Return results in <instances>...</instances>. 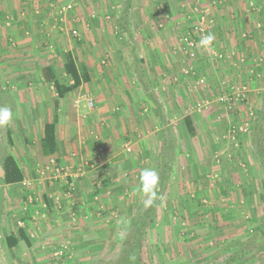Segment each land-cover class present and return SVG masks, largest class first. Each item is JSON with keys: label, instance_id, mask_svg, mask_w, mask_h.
<instances>
[{"label": "crops", "instance_id": "crops-1", "mask_svg": "<svg viewBox=\"0 0 264 264\" xmlns=\"http://www.w3.org/2000/svg\"><path fill=\"white\" fill-rule=\"evenodd\" d=\"M68 1L70 0L60 2L64 4ZM159 1L129 0L130 33L121 31L118 27L122 8L128 0L95 1L88 6L87 0H78L74 17L71 16L64 23L58 20L60 16L55 0L4 1L3 12L0 10V40L4 45L0 47V98L4 97L5 103L11 107L13 118L11 141L5 130L0 128V136L4 135L7 139V142L0 144V167L3 154L13 155L23 169V182H31L21 197L27 200L28 206L29 198L31 200L35 197L37 200L29 208L25 205L24 210L16 211L20 217L25 218L22 227L32 241L31 247L24 242L18 246L25 244L31 252L43 248L44 243L60 239L68 233L74 236L80 233L79 236L85 238L102 235L105 231L102 227L104 220L99 224L97 214L103 213L105 204L116 198L126 197L131 189L140 193V172L147 167L156 168L162 148L159 135L166 126L173 127L171 120L176 116L172 109L174 110L176 105L188 106L190 110L187 109L186 114L192 117L195 128L199 120L205 125H201L200 131L197 128L196 135L184 145L180 143L178 131L175 133L172 130L176 136L178 151L183 152V156L177 152L170 182L175 183L172 177L179 160L181 165L188 167L189 174L193 173L191 182H195L197 190L207 186V180L203 181L201 175L205 173L211 160L216 161L214 157L219 156L216 152L222 153V146L216 141L226 133L219 131L218 122H215L221 120L219 113L206 110L200 112L195 109L197 100L189 90L187 91L189 87L184 86L185 79L181 80V77H184L180 73L183 64L178 58L176 61L174 54L177 52L153 44V30L148 24L157 16L153 7ZM167 2L162 1V5L165 4L166 9L172 11L173 4ZM240 2L242 1L235 0L229 3L231 14L227 10L218 14L214 11L211 13L217 26L209 33L215 37L213 42L217 50L213 52L214 48L211 51L206 48L198 54L197 69L201 74H215L216 82L219 80L217 68L224 65L227 67L225 69H230L226 60H222L223 55L224 58L231 59L232 56L240 55V52L247 55L255 53L254 47L259 45L264 47L261 34L257 38L254 36L260 40L256 42L257 45L253 41L251 44V40L247 39V31L252 32L255 28V12L247 13L249 11L242 8L243 2ZM258 2L263 6L262 0ZM206 5L209 6V3H202V6ZM147 7L152 9L148 11ZM5 16L7 20H4ZM261 17H264V13ZM58 23L67 25L68 29H77L81 35L80 40L86 41L71 42L66 38L65 32L61 31L62 27H58ZM257 25L261 26L260 23ZM110 31L124 34L126 37L141 33V39L150 36L151 41L146 47L142 44V47L111 46L109 41L101 47L100 43H97L98 40H92L98 34L106 39V32ZM51 40L57 43L56 48L52 47V42L48 45ZM7 44L9 46H6ZM67 52L73 54L77 64L87 67L91 78L64 97H59L53 82L45 77L44 68L53 67L61 83L72 84L73 79L63 70ZM106 60L109 63H106ZM213 60H221L225 64L212 67ZM177 76L180 82L176 80ZM142 79L149 83V90L145 89ZM211 88L209 92H213ZM88 98L95 100L94 107H90ZM155 100L159 103L160 113H156ZM143 115H146L148 122L143 119ZM208 116L215 119L212 123L214 126L206 124ZM150 119L155 124L158 121L157 125L149 123ZM54 121L57 151L54 154H46L42 146L44 128L46 123ZM131 121L134 126H131ZM181 131L184 133V129ZM186 133L188 134L187 131ZM55 156L61 164L74 168L85 167L84 174L76 180V189L70 194L64 179L51 180L40 175L41 170ZM188 160L189 163L192 162V167ZM231 172L233 174V170ZM235 175L239 179L246 173L238 169ZM185 178L184 175L178 181L182 182ZM21 184L0 183L4 196L0 229L3 209L8 202H12V198L6 197V191L9 187ZM199 190L200 193L203 191ZM174 198L180 199L181 196L177 193ZM46 199L49 205L45 206ZM100 200L101 202H98ZM87 242L85 241L84 247H87ZM45 248L38 253L44 254ZM13 250L14 248L7 247L2 251L0 241V258L13 253ZM34 256L38 257L36 253Z\"/></svg>", "mask_w": 264, "mask_h": 264}, {"label": "rangeland", "instance_id": "rangeland-1", "mask_svg": "<svg viewBox=\"0 0 264 264\" xmlns=\"http://www.w3.org/2000/svg\"><path fill=\"white\" fill-rule=\"evenodd\" d=\"M4 1L0 0V10L2 12V8L5 7ZM44 1L52 2L54 0ZM60 1L55 0L58 3L57 11L60 16L58 20L64 23L65 20L67 22L74 15L75 4L78 0H70L64 4H61ZM87 1L88 6L95 1L102 0ZM162 1L167 2V0H160L156 3L153 10H155L157 16L152 23L148 24L153 30V44L155 43V46H165L177 52L174 54L176 61L178 58L180 63L183 64L180 67V73L184 76L181 77V80H183L182 78L185 79L184 86L189 87L187 91L189 90L191 95L194 98L196 97L195 109L200 110V112L206 110L211 113H219L218 116L221 117V120L215 121V119L208 116L209 119L206 120V124L214 126L212 123L214 121L218 122L219 131L226 134L232 124L245 125L248 123L249 125H247L248 130L246 132L238 134L235 143L227 140L224 134V137L220 140L217 139L216 142L220 147L222 146V153L216 152V155H219L214 157L216 161L211 160L207 164L209 167H206L205 173L201 175L203 181L207 180V186L199 188L203 190L201 193L199 189L195 188V182L193 184L191 182L194 177L193 173L189 174L188 167L185 164L181 165L178 160L175 175L172 177L175 183L169 182L162 197V202L158 207L154 224L146 230L143 256L148 264H195L198 259L201 260L206 257L209 261H199L198 264H223L239 248L243 240L252 237L264 209L262 181L264 180V168L259 162L258 146L254 140L255 132H257L255 125L258 123L259 110L263 105L264 47L259 45V47H254L255 53L252 52L247 55L245 52H240V55L232 56L231 59L224 58L223 55V59H221L226 60V64L230 66V69H225L227 67H224V65L217 68L219 80L216 82L214 80L215 74L211 75L208 72L201 74L197 69L198 54L206 48L200 45L201 35L196 32V26L200 22H204L207 35H209V32L217 26L214 15H211V13L214 11L218 14L222 10H227L231 14L229 3L235 0H168L167 3L173 4L171 5L173 6L172 11L171 9L167 10L165 4L162 5ZM187 1L189 3H186ZM238 1L243 2L242 8L247 9L249 11L247 13H250V11L255 12L253 18L255 19L256 29H252V32L247 31V39L251 40V44L252 41L256 44L260 41L255 39L259 34L264 39V17H261V14L264 13V3L262 6L258 2L260 0ZM262 1L264 2V0ZM207 2L209 6H202V3ZM242 2L240 3L242 4ZM68 4H72V8L69 10L63 9ZM147 9L149 11L152 8L147 7ZM4 20H7V17ZM63 23H58V27H62V30H60L65 32L66 38L71 42H74V40H77L78 43L86 41L80 40L81 35L77 29L73 27L68 29L67 25L64 26ZM257 23H260L261 26L258 27ZM76 31L78 32L77 35H75ZM106 33L108 35L105 36L106 39L98 34L92 40H98L97 43L99 42L101 47L106 45L108 41L111 46L128 47L135 45L140 47L142 44L143 47H146L151 41L150 36L141 39L139 37L141 33H135L131 37L115 32L111 33V31ZM187 37H194L198 41L196 55L192 58H189L186 53L188 51V47L185 46ZM263 39H261L262 44ZM51 42L52 47L56 48L57 43L53 40L48 45L50 46ZM214 42H212L211 47H207L210 51L214 48ZM1 45L3 43L0 40V47ZM216 50L214 48L213 52ZM179 53L181 56H179ZM251 56L252 60H250ZM212 62H214L212 67L223 63L221 60L220 62L217 60ZM106 63H109V61L106 60ZM220 68H223V70ZM176 80L180 82L179 77ZM210 87H212L213 92L208 91ZM237 92H241V96L236 100ZM226 94L232 99L229 102L220 101L219 97ZM199 102L205 106L199 108ZM176 106L174 110L172 109L176 117L172 118L173 127H170L175 133L178 131L177 135L180 137V143L182 142L184 145L193 137L186 133L188 130L183 121L189 108L184 104ZM146 108L148 107L146 106ZM143 119L147 121L146 115ZM151 120L149 123L157 125L158 121L155 124ZM199 122H197L196 127L200 131V128L205 124L201 123L200 120ZM131 126H134L133 121H131ZM257 128L260 127L257 126ZM182 129H184V133H182ZM3 136H0V144L7 142L6 137ZM180 154L183 156V152H179ZM191 163L188 160V164L192 167ZM238 169L245 172L246 177L243 176L238 179L235 175ZM231 170H233V174ZM184 175L186 178L182 182L178 181ZM25 189H28V187L21 184L9 187L6 191V197L12 198V202H8L4 207V209H8L5 210L7 214L4 209L2 212L4 214L2 216L0 238L2 251L7 249L4 243L5 236L24 224L25 218L20 217L18 212L24 210L23 207L27 205V200L25 201L21 197ZM177 193L181 196L180 199L174 198V194ZM144 198L142 193H135L131 189L126 197L116 198L109 204H105L103 213L101 215L97 214L99 224L104 220L102 227L105 231L102 235L98 234L92 238H85L84 236L80 237V233L75 236L68 233L60 239L44 243L46 252L42 255L39 253L43 251L44 247L30 252L23 243L24 245L14 248L15 252L13 250V253L0 258V264H98L101 261L111 260L118 256L131 225V218L134 217L139 207L144 204ZM28 201L30 205H27V208L37 200L32 197ZM98 202H101V200ZM85 241H88L87 247L83 246ZM260 242V240L250 241L249 247L255 248ZM35 253L38 257L34 256ZM263 262L264 252L261 251L244 264H263Z\"/></svg>", "mask_w": 264, "mask_h": 264}, {"label": "trees", "instance_id": "trees-1", "mask_svg": "<svg viewBox=\"0 0 264 264\" xmlns=\"http://www.w3.org/2000/svg\"><path fill=\"white\" fill-rule=\"evenodd\" d=\"M130 2H128L123 6L122 12L120 15V19L118 21V27L121 31H126L130 33V22L128 19ZM168 10V9H167ZM63 70L65 73L69 75L71 79H73V83L70 85L63 84L60 82L58 75L55 73L53 67L48 66L44 68L45 77L53 82L56 91L58 92L59 97H64L68 92L78 88L83 82H87L90 80V73L87 67L83 64H77L73 54L71 52H67L65 55V62L63 66ZM144 86L146 90L150 89V85L148 82L143 80ZM262 101L263 105L259 110V119L257 120V124L255 125V129H257L256 135L254 136V140L258 146V153L262 167L264 168V90L262 92ZM156 103V113H160L159 111V103L155 100ZM0 106H8L4 101V97L0 98ZM185 126L187 127L188 134L191 136L196 135V128L194 126V122L190 115H187L183 119ZM259 126L260 128H257ZM5 130L6 135L11 141V122L7 126L0 127ZM56 123L48 122L44 128V136L42 139V146L44 152L46 154H54L57 151L56 148ZM159 138L162 141V148L160 151L159 160L157 162V166L154 170H156L159 174V185H158V199L154 202V204L150 207H145L144 204L139 207L136 214L132 218L131 225L126 234L125 239L123 240L120 252L118 256L111 260L101 261L98 264H148L143 256V246L145 240V233L147 228L153 226L155 217L157 214L158 207L162 202V197L167 189V186L170 182L171 175L173 172V164L174 160L177 156L178 152V143L176 140V136L172 133L171 127L166 126L161 131ZM55 159L58 161V157L55 156ZM1 166L4 169V176L0 178V183L8 185V184H21L24 180V172L21 166L18 164L16 158L13 155L3 154L1 158ZM263 181V192H264V180ZM251 187V186H250ZM3 189L0 188V214L2 211V203H3ZM47 201V199H46ZM46 203V202H45ZM48 204V201L46 203ZM214 213V211H213ZM1 216V215H0ZM216 221V220H215ZM254 234L249 239L243 240L240 243L238 249H236L223 264H244L252 257L258 255L259 252H264V209L262 215L259 219V222L254 229ZM0 238H1V229H0ZM260 240V244L255 248L249 247L250 241ZM1 241V240H0ZM21 242H24L28 247L32 246V241L30 236L27 234L26 230L22 226H18L17 229L6 235L4 238V243L8 248H15ZM200 261H209V259L202 258ZM195 263V264H198ZM264 264V262H263Z\"/></svg>", "mask_w": 264, "mask_h": 264}, {"label": "built area", "instance_id": "built-area-1", "mask_svg": "<svg viewBox=\"0 0 264 264\" xmlns=\"http://www.w3.org/2000/svg\"><path fill=\"white\" fill-rule=\"evenodd\" d=\"M72 4H68L67 6H65L63 9L69 10L70 8H72ZM203 20V19H202ZM196 32L198 34L201 35L200 40L202 38V36H207V30L206 27L204 26V22H200L197 26H196ZM78 32H75V35H77ZM197 40L194 37H187L186 38V43L185 46L188 47V51H186V53L188 54L189 58H192L196 55V51H197ZM212 45H210L209 47H211ZM186 54V55H187ZM219 57H222L221 54H218ZM241 96V92H237L236 94V100L239 99V97ZM232 99V97L229 98V96L223 95L219 97V100L222 102H229V100ZM89 101V105L90 107H94L95 106V100L93 98H88ZM205 105H201L199 102V108L204 107ZM248 123L245 125H236V124H232L230 126V128L227 131V134H225V137L227 140L232 141L235 143L238 134L239 133H244L248 130ZM129 149V147H128ZM85 172V167L84 166H79L77 168L71 167L69 165H65V164H61L59 163L55 158H52L50 160V162L46 165V167H44L41 172L40 175L43 177H47L51 180H58V179H64L66 181V183L68 184V194H70L71 192H73L76 189V180L78 178H80ZM23 184L25 186H30L31 182L30 181H24ZM46 206V204H45ZM64 247H66V245H64Z\"/></svg>", "mask_w": 264, "mask_h": 264}, {"label": "clouds", "instance_id": "clouds-1", "mask_svg": "<svg viewBox=\"0 0 264 264\" xmlns=\"http://www.w3.org/2000/svg\"><path fill=\"white\" fill-rule=\"evenodd\" d=\"M215 37L212 34L202 36L200 45L207 48L214 41ZM13 118V111L11 107L0 106V127L10 124ZM159 174L156 170L151 168H145L140 172L139 177V191L144 198V206L150 207L159 198L158 197V185Z\"/></svg>", "mask_w": 264, "mask_h": 264}, {"label": "water", "instance_id": "water-1", "mask_svg": "<svg viewBox=\"0 0 264 264\" xmlns=\"http://www.w3.org/2000/svg\"><path fill=\"white\" fill-rule=\"evenodd\" d=\"M4 174H5L4 169L2 167H0V177H3Z\"/></svg>", "mask_w": 264, "mask_h": 264}]
</instances>
